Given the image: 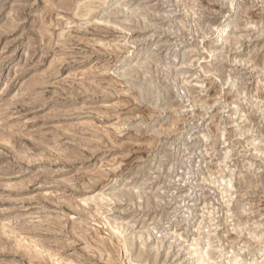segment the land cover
<instances>
[{
    "label": "rangeland",
    "instance_id": "1",
    "mask_svg": "<svg viewBox=\"0 0 264 264\" xmlns=\"http://www.w3.org/2000/svg\"><path fill=\"white\" fill-rule=\"evenodd\" d=\"M0 264H264V0H0Z\"/></svg>",
    "mask_w": 264,
    "mask_h": 264
},
{
    "label": "bare ground",
    "instance_id": "2",
    "mask_svg": "<svg viewBox=\"0 0 264 264\" xmlns=\"http://www.w3.org/2000/svg\"><path fill=\"white\" fill-rule=\"evenodd\" d=\"M219 30V29H218Z\"/></svg>",
    "mask_w": 264,
    "mask_h": 264
}]
</instances>
